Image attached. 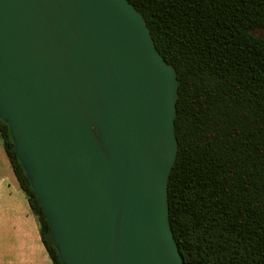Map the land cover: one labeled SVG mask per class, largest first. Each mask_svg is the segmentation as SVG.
Wrapping results in <instances>:
<instances>
[{
  "label": "water",
  "instance_id": "water-1",
  "mask_svg": "<svg viewBox=\"0 0 264 264\" xmlns=\"http://www.w3.org/2000/svg\"><path fill=\"white\" fill-rule=\"evenodd\" d=\"M178 87L129 0H0V117L63 264H186Z\"/></svg>",
  "mask_w": 264,
  "mask_h": 264
},
{
  "label": "trees",
  "instance_id": "trees-1",
  "mask_svg": "<svg viewBox=\"0 0 264 264\" xmlns=\"http://www.w3.org/2000/svg\"><path fill=\"white\" fill-rule=\"evenodd\" d=\"M178 73L179 143L169 179L173 233L186 264H264V0H129ZM0 139L63 264L9 125Z\"/></svg>",
  "mask_w": 264,
  "mask_h": 264
},
{
  "label": "crops",
  "instance_id": "crops-1",
  "mask_svg": "<svg viewBox=\"0 0 264 264\" xmlns=\"http://www.w3.org/2000/svg\"><path fill=\"white\" fill-rule=\"evenodd\" d=\"M0 264H53L34 214L0 139Z\"/></svg>",
  "mask_w": 264,
  "mask_h": 264
},
{
  "label": "rangeland",
  "instance_id": "rangeland-1",
  "mask_svg": "<svg viewBox=\"0 0 264 264\" xmlns=\"http://www.w3.org/2000/svg\"><path fill=\"white\" fill-rule=\"evenodd\" d=\"M255 34H256L257 36L264 37V32H256Z\"/></svg>",
  "mask_w": 264,
  "mask_h": 264
}]
</instances>
